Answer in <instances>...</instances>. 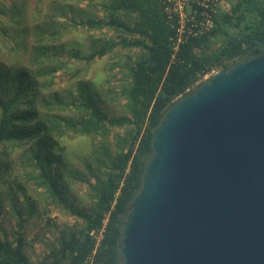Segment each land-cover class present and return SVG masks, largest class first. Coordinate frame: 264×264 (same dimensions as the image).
<instances>
[{"label":"trees","instance_id":"trees-1","mask_svg":"<svg viewBox=\"0 0 264 264\" xmlns=\"http://www.w3.org/2000/svg\"><path fill=\"white\" fill-rule=\"evenodd\" d=\"M62 3L35 0L31 16L26 4L5 5L0 0L1 42H11L10 49L16 55L26 56L25 64L0 63V183L7 184L4 177L10 169L9 154L32 142L31 156H21L33 181L30 187L35 191L42 187L41 195L79 218L80 223L63 229L57 247L37 263L25 253L20 230L16 240L0 231V264H122L118 249L121 225L152 150V130L167 107L202 83L212 70H227L249 55L264 52V0H235L229 12L215 17L212 30L199 37L189 36L178 43L176 50L177 22L168 20L159 0H102L108 20L87 18L69 23L62 20ZM44 7L52 14L43 13ZM12 26L17 27L15 35ZM102 26L118 30L123 37L95 45L84 54L71 48L65 52L67 58H61L64 49L58 41L68 27ZM23 35L29 38L27 49L20 40ZM220 38V45L210 50V44ZM115 45L142 50L128 67L130 81L122 88L126 96L124 113L109 117L84 79L76 81L75 91L66 99L54 94L56 104L45 102L40 94L44 82L38 78H50L47 83L51 85L69 58L89 65ZM77 75L69 71L70 77ZM40 103L46 105L45 110L39 108ZM66 109L80 114H62ZM116 126L128 127L126 137L118 143L119 152L112 157L106 153L107 171L89 186L91 204L86 208L75 206L65 196V181L58 166H51L53 160L60 162L59 157L51 156L52 147L65 136L106 137Z\"/></svg>","mask_w":264,"mask_h":264},{"label":"water","instance_id":"water-1","mask_svg":"<svg viewBox=\"0 0 264 264\" xmlns=\"http://www.w3.org/2000/svg\"><path fill=\"white\" fill-rule=\"evenodd\" d=\"M151 145L122 264H264V52L177 97Z\"/></svg>","mask_w":264,"mask_h":264},{"label":"rangeland","instance_id":"rangeland-1","mask_svg":"<svg viewBox=\"0 0 264 264\" xmlns=\"http://www.w3.org/2000/svg\"><path fill=\"white\" fill-rule=\"evenodd\" d=\"M59 1H62V6H65L63 9L65 15L62 20L66 23L72 20L82 21L87 18L108 20L107 11L101 7L102 0ZM234 1L221 0L216 16L226 11L229 12ZM1 2L5 5H9L11 2L24 3L28 6L31 16L35 8V0H1ZM44 8L43 13L52 14L46 9L47 7ZM11 32L15 35L17 27L12 26ZM121 37L123 34H119L118 30L107 26L91 29L68 27L67 32L58 41L64 49L61 58H67L65 52L71 48L84 54L91 51L95 45L112 43ZM20 40L27 49L30 44L28 36L23 35ZM222 40L223 38H220L218 41L212 42L209 49L217 48ZM1 41L0 38L1 64L4 66L21 62L25 64V55H16L10 49L11 42L9 45H4ZM141 53L142 50L138 47L125 48L115 45L111 51L96 58L89 65L83 61L69 58L65 69L57 72L51 85L47 83L50 78H38L40 82H44L40 87V94H43L45 102L56 104L57 101L53 98L54 94L58 98L66 99L70 92L75 91L76 81L84 79L94 91L93 95L96 97L98 106L103 108L109 117L118 116L125 112L126 96L122 93V88L130 81L128 67ZM69 71L76 72L78 75L70 77ZM215 71L217 70L214 69L206 74L203 80L208 79ZM38 106L40 109H46V105L43 103ZM54 112L59 111L55 109ZM61 113L74 117L80 114L71 109H66ZM127 129V126L112 127L106 137L97 136L95 138L87 134L74 137L65 136L52 147L51 156L59 157L60 162L53 160L51 166L54 167V164L58 166L59 173L65 181V196L75 206L86 208L91 204L89 186L94 183L97 177L103 175V171H107L105 155L108 153L112 157L119 152L120 144L118 143L126 137L124 135ZM31 144L33 143L28 142L20 150L12 151L7 157V160H10L9 172L4 177L7 184L0 183V231L5 233L9 239L16 240L17 232L20 230L23 235L25 253L33 263H37L44 260L49 252L57 247V239L62 230L79 224L80 219L70 215L52 199H46L45 195H41L42 187L36 191L30 187L33 181L29 180V175L26 174L28 169L23 167V157L21 156L23 154L31 156ZM8 186L10 187L8 188ZM31 207L34 211H30Z\"/></svg>","mask_w":264,"mask_h":264},{"label":"built area","instance_id":"built-area-1","mask_svg":"<svg viewBox=\"0 0 264 264\" xmlns=\"http://www.w3.org/2000/svg\"><path fill=\"white\" fill-rule=\"evenodd\" d=\"M169 21L177 22L173 49L189 36L199 37L215 26L221 0H159Z\"/></svg>","mask_w":264,"mask_h":264}]
</instances>
